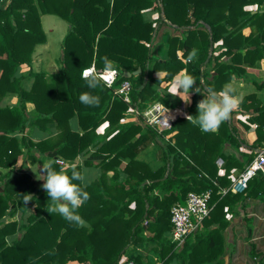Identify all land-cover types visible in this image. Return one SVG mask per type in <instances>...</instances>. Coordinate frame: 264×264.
<instances>
[{
	"label": "trees",
	"instance_id": "trees-1",
	"mask_svg": "<svg viewBox=\"0 0 264 264\" xmlns=\"http://www.w3.org/2000/svg\"><path fill=\"white\" fill-rule=\"evenodd\" d=\"M251 5L259 8L248 9ZM154 13L158 16L153 19ZM43 14H55L70 23L62 69L52 74L34 72L31 67L36 46L46 40ZM161 31L162 41L157 40ZM164 42L169 44L166 59L154 54L156 44ZM193 51L196 56L188 61ZM222 57L230 60L221 61ZM263 57L264 0H0V103L8 93L19 96L16 106L0 105V167L7 169L1 173L0 264H119L127 253L137 264H151L149 255L136 254L140 245L158 255L161 264H226L224 208L241 193L256 196L264 175L258 173L240 193L223 194L219 186H228L234 167L243 171L252 162L258 154L255 144L244 145L232 116L214 133L201 132L185 117H178L163 132L142 116L139 122L125 119L134 108L142 110L152 101L175 107L172 94L155 84L173 82L183 70L207 95L209 90L220 91L235 74L243 75L244 65ZM106 62L121 72L119 78L112 87L100 78L99 87L88 88L83 70L91 65L102 70ZM212 63L215 72L211 76L204 69ZM20 67L30 68L27 76L34 78L30 90L23 88ZM139 68V74L124 76L125 71ZM157 72L165 76L154 78ZM124 80L132 82L131 102L116 92ZM84 92L99 96V105L82 104L79 97ZM202 93L193 95L191 115L198 114L196 102L203 99ZM253 98L252 94L241 98L240 111L252 105ZM26 102L35 105L32 116L26 113ZM254 104L251 120L258 123L256 114L263 105ZM74 117L79 130L70 126ZM49 122L58 128L52 137L35 141L24 134L28 125L47 130ZM104 123L108 131L101 136L97 129ZM258 127L264 136L263 125ZM18 132H23L21 138ZM152 143L163 154L164 165L157 170L138 159ZM229 144L250 149V157L244 162L226 154ZM90 147L96 149L85 164L98 159L102 170L87 185L90 199L78 209L90 228L49 213L50 197L42 187L27 172L13 173L25 148L33 161L37 150L57 162L73 160L90 152ZM218 158L224 160L223 175H219ZM54 167L64 166L57 162ZM74 167L82 168L80 164ZM72 168L65 169L70 174ZM206 190H211L214 206L204 220L205 229L178 247L169 237L171 208L184 202L190 191ZM26 193H34L27 205L23 201ZM29 208L32 212L26 222L16 219L18 211ZM250 254L254 264H264L254 245Z\"/></svg>",
	"mask_w": 264,
	"mask_h": 264
},
{
	"label": "crops",
	"instance_id": "crops-1",
	"mask_svg": "<svg viewBox=\"0 0 264 264\" xmlns=\"http://www.w3.org/2000/svg\"><path fill=\"white\" fill-rule=\"evenodd\" d=\"M252 10H256L255 7L251 8ZM157 13L152 14V18H156ZM42 27L45 32L46 40L43 43H40L36 46L33 52V61H32V70L34 72H46L48 74L57 73L61 71L63 63H62V53L64 48V39L70 30V23L63 19L62 17L55 14H43L41 17ZM58 30L60 34L58 35ZM163 31L159 32L158 39H164ZM249 33L248 29L245 31ZM169 44L168 43H160L156 44L154 48V54L156 56H160L162 59H166L168 57ZM253 57L251 56L250 59ZM221 61L230 60V57H222ZM215 64H210L205 67V72L212 76L215 72ZM245 70L243 75L235 74L232 80L229 83H232L236 88V95L239 96V99L243 98L245 95L252 94L255 98L251 99L252 105H247L245 107V111H240V108L237 107L232 113V123L237 127L238 133L240 137L245 141L244 145H254L257 153H260L259 150H264V136H260V132H258V124L263 125L264 132V57L260 61H255L253 64L244 65ZM29 67H20L18 71V76H24L23 80V88L30 90L34 78H29L27 74L29 73ZM186 70H183L179 75L185 74ZM165 76L163 72L154 73V78L162 79ZM173 82H161L159 85L155 86L159 89H165L166 91H170ZM197 85L200 87L199 83ZM201 89V87H200ZM196 92L194 89L190 90L191 95V104H185L179 96L172 95V104H175V108L182 109V111L191 115L190 110L191 106L194 105L193 95ZM171 94V93H170ZM201 99L197 100L196 104ZM19 103V96L17 93H8L5 95L0 105L2 107H12L16 106ZM254 103H261L262 110L257 112L258 118L260 121L258 123L251 120L254 118L255 113H253ZM26 113L29 116H32L35 113V105L32 102H26ZM171 117H175L177 112L168 111ZM125 122H139L138 119L134 116V114H128L125 119ZM29 124V123H28ZM70 126L73 130H79V122L77 117H74L70 121ZM47 130H42L39 127H33L28 125L25 130V135L29 136L32 140L41 141L45 140L49 137H52L58 133L57 124L55 122H49L46 124ZM97 131L101 136H105L108 131V123L102 124ZM18 137H22L23 132L16 133ZM22 148V147H21ZM158 145L152 143L149 147L141 151L138 156V159L146 162L153 170H157L164 165V161L162 159V152L158 149ZM95 147H90V152L86 151L78 155L73 160H66L63 164L64 168L74 167L78 164L82 166V169L87 173L88 184L94 182L101 174L102 170L97 165L99 160L94 159L92 165H86L85 161L89 158L90 154L95 151ZM250 149H246L242 146L237 147L236 144H229L225 147L226 154H234L235 157L240 159L241 161H246L250 157ZM243 151V152H242ZM36 158L35 161L32 160L28 156L27 149L25 148L24 153H22L18 157L17 164L13 168V173H21L27 172L36 182L37 187H41L43 184V180L36 179V173L33 170L42 168L43 161L52 159L46 154H41L37 150H34ZM245 153V154H244ZM257 154L254 156V158ZM219 160H222V164L224 160L222 158L217 159V164L219 166V175H223L224 171L221 169L222 164L218 163ZM125 162L128 159L124 160ZM248 163H246V166ZM1 172L4 173L7 169L1 168ZM242 172V168L234 167L230 174V183L228 186H219L220 191L223 189L229 188L237 176ZM112 173V172H111ZM110 173V174H111ZM216 182V181H215ZM218 184V183H216ZM255 193L257 191H254ZM223 193V192H222ZM227 193V192H226ZM223 193V194H226ZM235 193V192H233ZM240 193V192H238ZM32 196L34 193H30ZM240 195V194H239ZM236 199V198H235ZM231 201L229 206H225L224 210L226 211V218L228 220L227 228L223 232V239L226 246L225 254L223 256V261L226 264H254V257L250 254L252 251V246L254 245L256 248V253L261 255L258 257V260L264 257V179H262L261 186L258 188V194L256 196L251 195L247 196L246 193H241V197L236 199L235 202ZM223 210V212H224ZM32 212V208L27 209L26 212L18 211L16 219L22 222H26L27 216ZM24 217V218H22ZM6 220V218H5ZM217 226V223L213 224ZM250 228V229H249ZM205 229L204 224L197 231L200 232ZM17 236L9 237V240L14 239ZM143 253L144 255H149V261L151 264H161V258L151 252L146 250V245H140L136 249V254ZM130 253L125 254L121 260L130 259ZM256 255V254H255ZM75 264H79L75 262Z\"/></svg>",
	"mask_w": 264,
	"mask_h": 264
},
{
	"label": "clouds",
	"instance_id": "clouds-1",
	"mask_svg": "<svg viewBox=\"0 0 264 264\" xmlns=\"http://www.w3.org/2000/svg\"><path fill=\"white\" fill-rule=\"evenodd\" d=\"M196 56L193 51L188 59L191 61ZM113 71L112 65L105 63V74ZM87 87L96 89L101 80L96 73H91L86 79ZM202 93L197 85L196 79L191 74H182L175 77L174 83L169 91L173 96L179 98L187 105L191 104L190 90ZM203 95L197 103V115H187V122L198 126L203 133H214L220 125L227 121L231 113L239 106L240 99L236 95V88L232 83H225L220 91L209 90L207 95ZM79 100L86 106H98L99 96L91 92H84ZM57 162L54 159L43 161L42 168L33 170L37 180H43L42 189L50 197L51 207L49 213H58L69 223H74L78 227H91L79 214L78 209L90 199L87 189V173L81 168L73 167L70 171L64 167L58 169L54 167ZM31 194L24 195L25 205L31 199Z\"/></svg>",
	"mask_w": 264,
	"mask_h": 264
},
{
	"label": "built area",
	"instance_id": "built-area-1",
	"mask_svg": "<svg viewBox=\"0 0 264 264\" xmlns=\"http://www.w3.org/2000/svg\"><path fill=\"white\" fill-rule=\"evenodd\" d=\"M188 61L190 60L188 59ZM91 73H96L108 87H112L121 75L118 69L113 68V71L105 74L104 69L97 70L95 65H91L83 70L82 76L88 77ZM131 91L132 82L130 80H124L116 92L122 95L124 100L131 102ZM168 111H170V109L162 103L154 102L148 104L147 107L142 110L134 108L132 114H134L138 121L140 116H142L147 124L155 126L159 132H163L164 130L170 129L172 123L178 117L186 118L188 115V113L184 111L176 110V116L171 117ZM57 162L61 164L65 163L62 159H57ZM222 162V160L218 161L220 165ZM1 173L0 169V187L3 184ZM258 173L264 175V153L262 152L258 153L252 162H250L237 176L233 184L229 188L223 189L222 192L226 193L231 191L238 193L245 191L248 188L249 181ZM213 206L211 190L203 192L190 191L184 202L173 205L171 208L172 228L169 236L171 242L178 247L182 246L190 236L194 235L202 227L204 220L209 217ZM119 264H137V262L132 259H125L121 260Z\"/></svg>",
	"mask_w": 264,
	"mask_h": 264
},
{
	"label": "water",
	"instance_id": "water-1",
	"mask_svg": "<svg viewBox=\"0 0 264 264\" xmlns=\"http://www.w3.org/2000/svg\"><path fill=\"white\" fill-rule=\"evenodd\" d=\"M141 72V69L139 68L138 70H136V71H134V72H129V71H125L124 72V76L126 77V78H130L131 76H133V75H137V74H139ZM259 152H262V153H264V150H259Z\"/></svg>",
	"mask_w": 264,
	"mask_h": 264
},
{
	"label": "rangeland",
	"instance_id": "rangeland-1",
	"mask_svg": "<svg viewBox=\"0 0 264 264\" xmlns=\"http://www.w3.org/2000/svg\"><path fill=\"white\" fill-rule=\"evenodd\" d=\"M255 7V9H258L259 7L257 6V5H251V6H248L247 8L248 9H251V8H254ZM252 10V9H251ZM60 31L61 30H58V35L60 34ZM155 101H152L151 103H154ZM151 103H149V104H151ZM146 107H147V105H146ZM143 109H145V108H143ZM168 109H170V111H175L176 112V110H180V111H182V109H177V108H175V107H170V108H168Z\"/></svg>",
	"mask_w": 264,
	"mask_h": 264
}]
</instances>
